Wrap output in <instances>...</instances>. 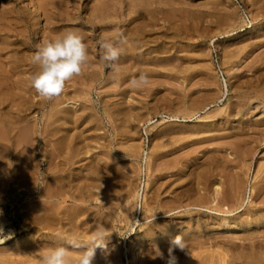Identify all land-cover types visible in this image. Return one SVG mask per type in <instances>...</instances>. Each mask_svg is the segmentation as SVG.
Masks as SVG:
<instances>
[{
  "label": "rangeland",
  "instance_id": "rangeland-1",
  "mask_svg": "<svg viewBox=\"0 0 264 264\" xmlns=\"http://www.w3.org/2000/svg\"><path fill=\"white\" fill-rule=\"evenodd\" d=\"M74 1L65 0L64 5H62L73 20H67L65 26L58 27L51 36L54 39V36L56 38L66 29H75L84 37L88 51V62L82 67L81 73L74 75L65 82L63 94L61 93L58 99H56L58 96L50 98L51 101L54 98L57 102L52 101L53 103H49L48 99L39 97L40 95L34 90L33 99L37 100L39 97V100L48 102L23 113L27 119L26 121H22V116L15 111V107H12L23 99L17 98V96L15 98L13 94L0 96L4 102L0 111V126L2 127L0 128L4 130L0 129V134L2 131L3 137L6 138L2 137L1 139L0 137V213H2L0 214V223L4 236L10 237L2 238L0 241V264H12V262L15 263V260L19 262V259L20 262L25 260V264H32L31 262L34 261L33 264H36L37 260L28 255L29 250L30 253H34L49 246L62 245L67 247L69 246L67 241L72 238L86 243L89 240V235H86L90 232L89 225H94L100 221V218L105 220V217H109V223L108 218L107 221L101 219L103 221L98 223L104 225L108 223L105 226L111 229L108 242L110 248V257L108 258L111 264H141V262H143L142 264H165L164 260L161 261L159 258H152L151 260V256L146 254H149L150 246L156 244L163 251L166 259L168 244L177 235H183L186 241V253L178 249L174 252V255L178 258V264H187V257L191 252H195L194 254L200 253L202 257H205L204 255L208 257V253L214 252L213 254H216V251L223 252V249L228 264L229 259L230 261L232 259L230 264H237L243 262V260L246 264H250L252 261L253 263L257 261L258 264L260 261V264H262L264 262V245H261V243L264 240V225H258V233L260 231L263 235L255 232L253 239H250L240 229L233 228L226 231V224L228 221L233 223L232 221L238 217L241 220L247 219L249 215L260 214L264 210V0H118L119 4L117 0V2L107 0L108 5L114 4L112 7L108 6L113 10L107 7V18H103L105 23L111 25L112 29L110 28L109 31L112 30L118 35V29L127 38L124 49H127L128 52L127 50L124 51L123 45H120L122 49L119 59L120 70L116 73L111 72L100 62L101 54L98 55V53L101 50L98 43L96 41L92 43L91 38L87 37L93 31L96 34L99 32V30L96 31L92 28L88 19L90 18L96 25H100V14L103 12L94 10V13L92 9L94 5L92 2L96 4L100 0ZM214 1L217 5L213 4ZM28 3V0H0V42H2L0 43V49L3 50V59L7 58V61L4 59L7 63H5L6 66L1 65L2 67H0L2 71L9 70L11 73L13 69L8 68L9 66L16 67V60L20 61L24 57L28 59L36 51V47H24L23 51L26 50L27 55H21L19 52L16 58L11 56L12 50L18 52L17 49L22 48L11 46L14 45L12 42L17 38L13 32H10V26L13 25L15 19L18 21L21 19L22 22H24V19L28 21L31 31L33 30L32 23H35V28L41 30L47 24L44 16L41 13H39V16L36 9ZM78 3L81 6L80 12L75 8ZM120 4L121 9H118ZM69 16L66 17L69 19ZM4 18L6 20L10 18V21H8L9 19L5 21ZM130 19L131 21H129ZM4 27H9V31ZM107 30L105 32L106 36L111 32ZM37 38L35 37V44H41L43 34H40ZM48 38L47 40H49ZM143 40L145 41L143 42ZM7 44L10 47H5ZM130 44H134L133 47ZM93 62L97 63L95 67L91 65ZM19 69H26V65H21L16 70L19 71ZM31 70L35 74L39 70V66L37 65ZM140 72L148 75V82L140 87H133L130 80L138 76ZM26 73L28 72H25L22 76H27ZM76 76H83V79ZM19 86L20 77L13 75L11 81L5 82L4 90L7 88L18 90ZM51 104L52 108L49 109ZM11 109L13 111H10ZM9 111L15 116L7 113ZM12 116L15 118L13 119ZM13 121L15 124H19L15 125ZM45 121L46 124H44ZM34 122H37V125L31 126ZM20 124L25 128L19 127ZM47 124L50 125L47 126ZM11 127L12 130L15 129L12 131L10 130ZM29 131H32L30 132L31 135H29ZM52 132L55 133L54 137H51ZM15 135L17 139H15ZM32 137H34L33 140ZM64 140H68V144L65 143L66 146L62 144ZM50 142H53V145ZM137 143L138 145H136ZM51 145L55 148H51ZM63 146L67 148L65 149ZM21 148H26L25 150L28 152ZM27 149H30L31 152ZM2 151L6 152L3 154ZM21 153L22 156H25V158L22 157L23 160L31 161L29 163L25 160L24 168H22V165L19 166V164H23ZM59 155H61V158ZM62 155L69 158H63ZM4 156L6 161L4 158L2 159ZM146 156L150 158L151 162L148 160L150 170L145 175L141 173L140 165L144 162ZM30 157L32 160H29ZM58 159H61V161L59 160L60 163H58ZM62 160H64L63 164ZM52 161L54 162L52 163ZM48 164L50 168H53L52 164H54L56 169L51 168V170ZM17 166L19 168H16ZM20 167L22 170H20ZM48 168L49 171H47ZM25 169L29 170L28 174ZM108 173H110V177ZM105 174L107 175L105 176ZM188 174L190 175L185 178V175ZM113 175H115L114 178ZM178 175L181 180H179ZM236 176L240 177V181L244 179L241 181L244 184L241 186L239 202L243 206L238 210H234L235 207L233 206L234 208L229 210L225 208L226 204L229 203L224 202V199L216 203L217 199L212 201L214 196L210 194L214 192L216 185L220 186V183L224 185H221L220 188L223 190H220L226 191L225 189L228 187L226 185L239 178ZM52 179L56 182L53 183ZM59 179L63 181L60 180L62 183L57 184ZM107 180L110 182L108 186ZM144 180L148 182V194L145 203H142L140 208V206L137 207L136 203V191H142ZM66 181L69 182L68 185ZM226 181L228 184H226ZM113 183L115 184L113 188H116H114V191L113 188L111 189ZM121 183L126 185L122 186ZM188 183L192 184L189 185ZM157 184H161V188ZM154 185L158 193L153 187ZM45 186L48 189H45ZM200 186L205 189L200 188ZM50 187L54 188L49 189ZM128 187L135 189H129ZM178 187L181 192H179ZM40 188L49 193L48 197L46 195L43 199V197L38 196ZM151 188L155 191L150 192ZM165 188H168V190ZM185 188H188L187 194H185ZM194 188L198 194L193 190ZM56 190L57 193H54ZM123 190L127 192L125 195H123L124 193L121 194L122 197L120 198L121 195L119 194ZM191 190L194 193H191ZM251 190L255 191L252 192ZM109 192L110 195L108 196ZM204 192L205 196L202 194ZM127 193L131 195L126 196ZM180 193L183 194L184 198ZM199 193L203 197H206L207 194V198H201ZM112 194L113 197L117 196L114 197L117 202L113 201L115 199ZM150 194L154 197L148 196ZM193 194L196 196H193ZM221 195L220 197L223 196ZM89 196L91 197L87 198ZM199 196L202 201L199 200ZM196 197L199 204H201L199 206L202 207H196L195 204L182 206L186 202V204L191 201L197 203ZM40 198L45 201L43 202L44 209L47 207V210L50 209L49 212L44 211L46 216H49L47 217V219H50L49 223L47 221L40 224L35 223L37 222V214L34 213L36 212L34 208L37 207L35 204ZM109 198L110 200H108ZM57 199L62 201L60 202ZM149 199L155 202H149ZM106 200L109 203L105 205ZM203 200L206 201L203 202ZM79 201L82 203H79ZM115 202L117 206L114 204ZM52 203L54 206H52ZM175 203L179 204L176 205ZM32 204L34 205L32 206ZM59 204L60 206H57ZM219 204L220 206H218ZM72 205H76V207L74 208ZM221 205L229 211H226ZM123 206L125 210L121 209ZM126 206L130 210L129 208L127 210ZM107 207L110 211L107 210ZM60 208L61 211H59ZM163 208L167 211L168 208L170 210L167 212ZM174 208L177 209L174 210ZM51 209L56 211H51ZM89 210L90 212H88ZM122 210H124V213ZM30 211H33L31 215L29 214ZM65 211L66 215L63 214ZM86 212L88 214H84ZM97 212L104 217L98 215ZM125 213L128 215L126 216ZM32 215L35 217L33 218ZM62 215H65L67 219L65 216L64 219ZM154 215L155 219L153 220ZM30 216L36 220L34 221ZM73 219L76 220L73 221ZM54 221L60 226H57ZM185 221L186 223H184ZM193 221H199L202 225L195 224L196 222ZM74 222H76L75 226L77 228L74 226ZM216 222L221 223L220 228L217 227L218 223ZM83 224L88 225L84 226ZM38 226L41 227L40 236L36 235L35 232ZM58 228L62 229L59 230ZM130 233L132 234L129 235ZM257 235L260 237L256 238ZM254 238L257 244H254V241L253 244L248 243ZM212 239L219 241L216 242ZM192 240L194 243H192ZM215 242L217 246L220 243L218 248L216 245L214 246ZM207 243L210 244L207 245ZM192 245L195 247L193 248ZM247 245H249V248ZM209 246L215 248L210 247L209 249ZM240 246H242L241 250ZM255 246H257L256 248L263 247L257 250ZM33 248L34 250L39 249L31 252ZM126 248L128 249L127 254ZM189 248H192V250L190 249L188 252ZM243 249L244 251H242ZM98 250L96 260L99 262L97 261L94 264H105L103 256ZM204 250H210L211 252ZM202 251L205 253H201ZM140 255L141 257H139ZM71 257H75V261L78 259L75 253ZM71 257V264H75ZM134 257L137 258L135 262ZM26 260H29V262H26ZM18 262L16 261L15 264Z\"/></svg>",
  "mask_w": 264,
  "mask_h": 264
},
{
  "label": "bare ground",
  "instance_id": "bare-ground-1",
  "mask_svg": "<svg viewBox=\"0 0 264 264\" xmlns=\"http://www.w3.org/2000/svg\"><path fill=\"white\" fill-rule=\"evenodd\" d=\"M69 1H74V0H69ZM95 1V0H94ZM108 1H110V0H108ZM108 1L107 0H104V1H102V0H100V1H98V3H96L95 4V2L93 3L92 2V4H94L93 5V12L95 13V11H102L103 13L102 14H100V16H101V19H99L100 21H99V23H100V25H96L94 22H92V20L89 18L88 19V21H89V23L91 24V26H92V28H94V30L96 29V31H98L99 30V32H98V34H96L94 31L92 32V33H90L87 37H89V38H91V40H92V43H93V41H96V43H97V41L102 37V36H104V37H107V38H109V39H115L116 37H117V34H116V32H114V31H112V30H110L109 31V29L111 28V25H109L108 23H105V21H104V19L103 18H107V7L108 6H111L112 7V5H114V4H109L108 5ZM116 1V0H115ZM118 1V0H117ZM116 1V2H117ZM143 1V0H142ZM28 4H31L32 5V7H34V9H36V13H38V15H39V13H41V15H43L44 16V19L47 21V24H45V27H43V29L41 30V29H38V28H35L36 26H35V23H32V25H33V30L31 31L30 30V28H29V25H28V21H25V19H24V22H22L21 21V19H19L20 21H18L17 19H15V21H14V23H12L13 25L12 26H10V29H11V31L10 32H13L14 33V35L17 37L16 38V40L15 41H13L12 42V44H14V45H11V46H14V47H22L21 49H17L18 50V52L17 51H13L12 50V55L11 56H13V57H17L16 55L20 52L21 53V55H24V54H26L25 52H26V50H25V52L23 51L24 50V47H36V44H35V42H34V40H35V37H36V39H38L37 38V36H39L40 34H43V39H42V41L40 42L41 44L43 43V42H45L46 40H47V38L49 39V40H52L53 39V37L51 36V34L53 33V32H55L56 31V29H58V27H60L61 25H63V27L65 26V24H66V21L67 20H70L71 18H70V16L68 15V13H67V11H66V9H65V7H62V5H64V3L63 2H65V0H28ZM75 2V1H74ZM160 2V1H159ZM174 2V1H173ZM215 2V1H214ZM157 3V2H156ZM176 3H177V1H176ZM6 4V3H5ZM89 4V3H88ZM91 4V5H92ZM118 4H119V1H118ZM118 4H116V5H118ZM175 4V3H174ZM178 4V3H177ZM213 4H216L217 5V3L215 2V3H213ZM7 5V4H6ZM177 6V5H176ZM72 7V6H71ZM80 5H79V3H78V5H75V8L77 9V11H79L80 12ZM109 8V9H111V10H113L112 8ZM118 7H119V5H118ZM115 8V7H114ZM91 9V10H92ZM118 9H121V4H120V8H118ZM215 9V8H214ZM95 10V11H94ZM71 11H73L72 9H71ZM13 13V12H12ZM87 13V12H86ZM91 13V12H90ZM109 13V12H108ZM72 14V13H71ZM112 14V13H111ZM87 15V14H86ZM104 15H106V16H104ZM40 16V15H39ZM66 16H69V19H68V17H66ZM92 16V15H91ZM110 17V16H109ZM116 17V16H115ZM227 17V16H226ZM76 18H78V17H76ZM111 18V17H110ZM112 18H113V16H112ZM5 19V18H4ZM9 19V20H8ZM7 20L8 21H10V18H8ZM44 19H43V21H44ZM96 19V18H95ZM116 19V18H115ZM6 19H5V21H7ZM12 20V19H11ZM17 20V21H16ZM73 19H71V21H72ZM229 20H230V18H229ZM229 20L227 19V21L229 22ZM13 21V20H12ZM94 21V20H93ZM129 21H131V19L129 20ZM2 23V22H1ZM9 24V23H8ZM3 26H4V24H2ZM11 25V24H10ZM44 25V24H43ZM42 25V26H43ZM0 26H1V24H0ZM8 26V25H7ZM124 27V26H123ZM4 29H7L8 31H9V27L8 28H5L4 27ZM108 29V30H107ZM112 29V28H111ZM114 29H116V28H114ZM125 29V28H124ZM91 30V29H90ZM106 30L107 31H109L110 32V34L108 35L107 34V36H106V34H105V32H106ZM145 30V29H144ZM64 31V30H63ZM62 31V32H63ZM128 31H129V29H128ZM137 31V30H136ZM17 32V33H16ZM123 32V31H122ZM127 32V31H126ZM58 33H60V32H58ZM130 33V32H129ZM138 33H140V32H138ZM57 34V33H56ZM61 34V33H60ZM127 34V33H126ZM125 34V35H126ZM136 34H137V32H136ZM54 35H55V33H54ZM53 35V36H54ZM130 35V34H129ZM141 35V34H140ZM132 36V35H131ZM47 37V38H46ZM145 38V37H144ZM143 38V39H144ZM54 39H55V36H54ZM127 39V38H126ZM146 39H148V38H146ZM135 40V39H134ZM48 41V40H47ZM130 41V40H129ZM128 41V42H129ZM142 41V40H141ZM140 41V42H141ZM145 40H143V42H144ZM87 42H88V39H87ZM86 42V43H87ZM132 42H134V41H132ZM148 42V41H147ZM0 43H2V42H0ZM39 43V42H38ZM90 43V42H89ZM127 43V42H126ZM126 43H124V44H121V46L123 45V49H124V47H126ZM135 43V42H134ZM128 45H129V43H128ZM131 45V44H130ZM132 45H134V44H132ZM131 45V47H133ZM146 46V45H145ZM5 47H10L8 44L5 46ZM128 47V46H127ZM130 47V46H129ZM140 47V46H139ZM125 50H127V49H124V51ZM3 50H1L0 49V67H2V66H4L5 65V61H4V59L6 60L7 58H4L3 59V52H2ZM127 52H128V50H127ZM10 53V52H9ZM102 55V52L100 51L99 53H98V55ZM20 55V54H19ZM27 55V54H26ZM91 55V54H90ZM6 56V55H5ZM24 57V56H23ZM92 57V56H91ZM94 60V59H93ZM7 61V60H6ZM91 61V60H90ZM95 61V60H94ZM96 62V61H95ZM92 63V62H91ZM7 64V63H6ZM97 64V63H96ZM94 62H93V64H91V65H94V67H95V65H96ZM99 64V63H98ZM2 65V66H1ZM15 65H16V67H14V68H12V66L10 67H8V68H11V69H13V71H11V73H10V71L8 70V69H6V70H8V71H2L1 69H0V96H2V97H4L6 94H13V96H15V98H16V96H17V98H20V99H23L22 101H18V103H14L15 104V106H12V107H15V111L20 115V116H22V118H21V120L22 121H26L27 119L25 118V114H23V113H25L26 111H28V110H30V109H32L33 107L34 108H37L38 106H40V104H42V103H44V102H48V101H44V100H39L40 98L39 97H41V96H39L38 98H37V100H35V99H33L32 98V96H33V94H34V90H35V88L32 86V84H31V77H32V75H33V72H32V70L31 69H33L35 66H37V65H35V64H33V62H32V57L31 56H29V58L28 59H25V57L22 59V60H16V62H15ZM21 65H26V69H19V71L18 70H16L17 68H19ZM86 65V64H85ZM91 65H89V66H91ZM6 66V65H5ZM102 66V65H101ZM88 67V66H87ZM91 67H93V66H91ZM90 67V68H91ZM23 68V67H22ZM88 69V68H87ZM25 72H28V73H26V74H28L27 76H22V74L24 75V73ZM5 73H7V74H5ZM10 73V74H9ZM13 75H17V77L19 78L20 77V86L18 87V90H16V89H14V88H12V89H14V90H10L9 88H7V89H5L4 90V86H5V82H7L8 83V80L9 81H11V78H12V76ZM76 77H78V76H76ZM81 77V76H80ZM80 77H78V78H80ZM83 77V76H82ZM81 77V78H82ZM85 78V77H84ZM83 79V78H82ZM81 80V79H80ZM85 80V79H84ZM80 82V81H79ZM82 82H84V81H82ZM10 84H11V82H10ZM6 85H8V86H10L9 84H6ZM11 85H13V84H11ZM14 87V86H13ZM66 89H67V87H66ZM16 90V91H15ZM72 91V90H71ZM38 94V93H37ZM37 94H35L36 96H37ZM63 94V93H62ZM69 94V93H68ZM68 94H65V95H68ZM60 96V95H59ZM59 96L56 98V99H58L59 98ZM62 96V95H61ZM62 97H65V96H62ZM15 98H14V102H15ZM12 99V98H11ZM56 99H54L53 98V100L52 101H56ZM60 99H61V97H60ZM59 99V100H60ZM69 99V98H68ZM49 100V103L51 102V103H53L52 101H51V99H48ZM64 100V99H63ZM61 101V100H60ZM59 101V102H60ZM10 102V101H9ZM57 102V101H56ZM63 102V101H62ZM45 103V104H46ZM11 104V103H10ZM10 104H8V105H10ZM56 104H58V103H56ZM3 105H4V102H3V100L1 99V97H0V111H1V109L3 108ZM7 105V106H8ZM54 105V104H53ZM9 107V106H8ZM42 107V106H41ZM49 107V106H48ZM52 108V104H51V107H49V109H51ZM6 109V108H5ZM13 109V108H12ZM10 110V111H13V110ZM7 110H9V109H7ZM6 110V111H7ZM6 111H4V112H6ZM7 112V113H11V112ZM33 111V110H32ZM35 111H36V109H35ZM48 111V110H47ZM50 111V110H49ZM48 111V112H49ZM47 112V114H49ZM32 113V112H31ZM12 114V113H11ZM13 116H15L14 114H12ZM29 115V114H28ZM50 115V114H49ZM6 116H8V114H6ZM12 116V117H13ZM16 116H18V115H16ZM23 116H24V118H23ZM27 116V115H26ZM28 117V116H27ZM47 118H48V116H46ZM6 118V117H5ZM10 118V117H9ZM15 117H13V119H14ZM11 120H12V118H10ZM45 119V118H44ZM17 120H20V119H17ZM20 120V121H21ZM34 120V119H33ZM48 120V119H47ZM51 120H53V119H51ZM50 120V121H51ZM19 121V122H20ZM60 121V120H59ZM58 121V122H59ZM9 122V121H8ZM16 122V121H15ZM31 122H33V121H31ZM13 123H14V121H13ZM48 123H50V122H48ZM56 123V122H55ZM15 124V123H14ZM17 124H19V123H17ZM17 124H15V125H17ZM23 125H24V123H22ZM44 124H46V121L44 122ZM36 126L37 125V122H34L33 123V125H31V126ZM50 125V124H49ZM48 124H47V126H49ZM19 126V125H18ZM22 125L20 124V126L19 127H21ZM1 127V126H0ZM23 127V126H22ZM2 128V127H1ZM0 128V129H1ZM8 128V127H7ZM18 128V127H17ZM16 128V129H17ZM23 128H25V127H23ZM29 128V127H28ZM43 128H44V126H43ZM15 129V128H14ZM13 129V130H14ZM30 129V128H29ZM32 129V128H31ZM2 130V129H1ZM4 130V129H3ZM2 130V131H3ZM10 130H12V127H11V129ZM12 130V131H13ZM20 130H21V128H20ZM28 130V129H27ZM59 130V129H58ZM1 131V134L3 133ZM19 131V130H18ZM17 131V132H18ZM11 132V131H10ZM21 132H23V130H21ZM30 132H32V131H29V135H31L32 133H30ZM42 132V131H41ZM44 132V131H43ZM28 133V132H27ZM1 134H0V137H1V139H2V137H3V134H2V136H1ZM18 134V133H17ZM16 134V135H17ZM43 134V133H42ZM55 134V133H54ZM54 134H53V132H52V135H51V137L53 136L54 137ZM10 135H11V133H10ZM16 135H15V139H17V137H16ZM21 135V134H20ZM25 135V134H24ZM57 135V134H56ZM18 136V135H17ZM21 136H23V135H21ZM20 136V137H21ZM25 137H26V135H25ZM64 137V136H63ZM3 138H5V137H3ZM23 138V137H22ZM22 138H20V140H22ZM27 138V137H26ZM28 138H30V137H28ZM33 138L34 137H32V140H33ZM70 138V137H69ZM6 139V138H5ZM25 139V138H24ZM65 139H67V138H65ZM23 141V140H22ZM25 141H26V139H25ZM31 141V140H30ZM49 141V140H48ZM55 141V140H54ZM65 141V140H64ZM63 141V145L65 144V143H67L68 142V140L67 141H65L64 142ZM18 142H19V140H18ZM62 142V141H61ZM17 143V142H16ZM20 143H21V141H20ZM25 143V142H24ZM52 145H53V142H50ZM19 144V143H18ZM18 144H17V146H18ZM27 144V143H26ZM26 144H25V146H26ZM31 144H33V143H31ZM48 144H49V142H48ZM55 144V143H54ZM68 144V143H67ZM16 145V144H15ZM52 145H51V148H53L52 147ZM136 145H138V143L136 144ZM27 146H28V144H27ZM64 146H66V144L64 145ZM63 146V147H64ZM146 146V145H145ZM1 147V146H0ZM2 147H4V146H2ZM29 147V146H28ZM56 147H57V145H56ZM133 147V146H132ZM138 147V146H137ZM140 147V146H139ZM30 148V147H29ZM55 148V147H54ZM53 148V149H54ZM65 149L67 148V147H64ZM131 148V147H130ZM7 149V148H6ZM5 149V150H6ZM15 149H16V147H15ZM22 150H25V149H23V148H21ZM140 149V148H139ZM139 149H137V150H139ZM151 149V148H150ZM1 150V149H0ZM27 150H29L30 151V149H27ZM51 150V149H50ZM149 150V149H148ZM26 151V150H25ZM43 151V150H42ZM53 151V150H52ZM55 151H56V149H55ZM54 151V152H55ZM57 151H58V149H57ZM65 151V150H64ZM1 152V151H0ZM6 151H2V153L4 154ZM21 152V151H20ZM26 152H28V151H26ZM31 152V151H30ZM54 152H53V154H54ZM66 152V151H65ZM50 153L52 154V152L50 151ZM56 153V152H55ZM63 153V152H62ZM62 153H60V154H62ZM67 153V152H66ZM24 154V153H23ZM28 154H30V153H28ZM57 154V153H56ZM25 155V154H24ZM30 155H33V154H30ZM137 155V154H136ZM21 159L23 160V158L22 157H24L25 158V156H22V153H21ZM61 155H59V157H60ZM63 156V155H62ZM52 157H53V155H52ZM55 157V156H54ZM151 157V156H150ZM4 158V160L6 161V157L4 156V157H2V159ZM20 158V157H19ZM57 158V157H56ZM61 158V157H60ZM63 158H69V157H67V156H63ZM62 158V159H63ZM152 159H153V157H151ZM20 159V160H21ZM49 159V158H48ZM51 159V158H50ZM65 159V160H66ZM150 158H148V156H146L145 157V160H144V162L143 163H141V165H140V171H141V173H147V172H149V170H150V167H149V164L150 163H148V160H149ZM1 160V159H0ZM26 160V159H25ZM25 160H23V161H21V162H23V164H19V166L20 165H22V168H24L23 167V165H24V162H25ZM29 160H32L31 159V157L29 158ZM52 160H54V159H52ZM61 161V159H58V161ZM19 161V160H18ZM26 161H28V160H26ZM57 161V160H56ZM57 161V162H58ZM60 161L58 162V163H60ZM63 161L64 160H62V164H63ZM69 161V160H68ZM67 161V162H68ZM190 161V160H189ZM29 163L31 162V161H28ZM50 162V161H49ZM48 162V163H49ZM54 161H52V163H53ZM149 162H151V160H149ZM188 162V161H187ZM37 163V162H36ZM51 163V162H50ZM18 165V164H17ZM53 165V168L52 169H56L55 168V166H56V163H55V166H54V164H52ZM51 165V166H52ZM186 165V164H185ZM184 165V166H185ZM19 166H17L16 168H19ZM32 166V165H31ZM92 166V165H91ZM158 166V165H157ZM183 166V165H182ZM195 166H196V164H195ZM9 167H11L10 165H9ZM35 167V166H34ZM48 167H49V164H48ZM89 167V166H88ZM94 167V166H93ZM92 167V168H93ZM152 167H154V166H152ZM152 167H151V169H152ZM156 167V166H155ZM181 167V166H180ZM187 167V166H186ZM50 168V167H49ZM48 168V170L47 171H49L50 169ZM106 168V167H105ZM137 168V167H136ZM36 169V168H35ZM51 169V170H52ZM89 169V168H88ZM95 169H97L96 167H95ZM98 169H100V168H98ZM194 169H195V167H194ZM19 170V169H18ZM20 170H22L21 169V167H20ZM24 170V169H23ZM26 170V172H27V174L29 173L28 171H27V169H25ZM100 170H102V169H100ZM104 170V169H103ZM106 170V169H105ZM178 170H180V169H178ZM47 171H45L46 173H47ZM59 171V170H58ZM61 171V170H60ZM109 171V170H108ZM107 171V172H108ZM136 171H137V169H136ZM188 171V170H187ZM195 171V170H194ZM193 171V172H194ZM19 172V171H18ZM21 172H23V171H21ZM20 172V173H21ZM26 172H25V174H26ZM44 172V173H45ZM98 172H99V170H98ZM190 172H192V171H190ZM34 173V172H33ZM45 173V174H46ZM95 173V172H94ZM101 174H102V171L100 172ZM104 173H105V171H104ZM138 173V172H137ZM174 173H175V171H174ZM186 173V172H185ZM189 173V172H188ZM17 174H19V173H17ZM96 174V173H95ZM109 174L110 173H108V176H109ZM138 174H140V173H138ZM236 174H238V173H236ZM34 175H35V173H34ZM44 175V174H43ZM107 174H105V176H106ZM146 175V174H145ZM150 175H151V173H150ZM168 175V174H167ZM173 175H176V174H173ZM190 174H188V175H185V178H186V176H189ZM195 175V174H194ZM232 175H234V174H232ZM28 176V175H27ZM111 176V175H110ZM109 176V177H110ZM114 176L115 175H113V178H114ZM117 176V175H116ZM138 176V175H137ZM169 176H170V174H169ZM177 176V175H176ZM192 176V178H193V174L191 175ZM235 176V175H234ZM234 176H233V178H234ZM240 176V175H239ZM239 176H236V177H239ZM61 177V176H60ZM101 177H103V176H101ZM108 177V178H109ZM116 178V177H115ZM147 178V177H146ZM155 178H156V176H155ZM171 178V177H170ZM169 178V179H170ZM178 178H180V176L178 175ZM183 178H184V176H183ZM231 178H232V176H231ZM231 178H230V181H231ZM43 179H45V178H43ZM51 179V178H50ZM110 179V178H109ZM172 179V178H171ZM170 179V180H171ZM234 179H236V178H234ZM240 179V177L237 179V180H233L232 182H229V185H226V186H228L229 187V189H225L226 191H227V193H225L226 191H221L220 189H222V188H220L221 187V185L222 186H224L223 185V183L221 184L220 183V186H218V185H216L215 186V188H214V192H211V194H210V192H209V194L210 195H212L213 194V196H214V199L212 200V201H214V200H216L217 199V201H216V203H219L220 201H222L223 199H224V202H226V203H229V204H226L227 206H225V208L226 209H229V210H231L230 208H234L235 207V209L234 210H238L239 208H241L242 206H243V204L242 203H239L240 202V190H241V186H243V184L244 183H242L241 181L242 180H244V179H242L241 181L239 180ZM53 180V179H52ZM60 180L61 181H63L62 179H59V180H57L58 182H57V184L60 182ZM166 180H167V178H166ZM179 180H181V178L179 179ZM193 180H194V178H193ZM229 180V179H228ZM227 180V181H228ZM44 181V180H43ZM48 181H50V180H48ZM65 181V180H64ZM126 181H127V179H126ZM125 181V182H126ZM155 181V180H154ZM165 181V180H164ZM196 181V180H195ZM226 181V184H228V182ZM52 182V181H51ZM54 182H56V181H54L53 180V183ZM67 182V185H68V181H66ZM113 182V181H112ZM121 182V181H120ZM123 182V181H122ZM177 182V181H176ZM201 182V181H200ZM60 183H62V182H60ZM107 186L109 185L108 183H110L109 182V180H107ZM159 183V182H158ZM178 183V182H177ZM196 183V182H195ZM199 183V182H198ZM49 184H51L50 182H49ZM48 184V185H49ZM117 184H119V182H117ZM116 184V185H117ZM122 184V186L123 185H126L125 183H121ZM147 184H148V182H146L145 180H144V183H143V187H142V191H141V193H140V191H138L137 189V191L136 190H134V191H136V203H137V207H139L140 206V208H141V206H142V203H145V200H146V197H147V194H148V186H147ZM189 184V183H188ZM190 184H192V183H190ZM189 184V185H190ZM199 184H201V183H199ZM203 184H205V183H203ZM242 184V185H241ZM48 185H46L47 187H49ZM55 185V184H54ZM65 185V184H64ZM67 185H66V187H67ZM111 185V184H110ZM128 185V184H127ZM135 185H136V183H135ZM156 185V184H155ZM155 185L153 186V187H155ZM158 185V184H157ZM161 184H159L158 186H160ZM172 185H174L173 183H172ZM187 185V184H186ZM185 185V186H186ZM255 185V184H254ZM253 185V187H255L256 188V186H254ZM45 186V189L47 188ZM113 186H115V184L113 183V185L111 186V189L113 188ZM162 186V185H161ZM161 186L159 187V188H161ZM166 186H168V185H166ZM171 186V185H170ZM184 186V187H185ZM64 187V186H63ZM110 187V186H109ZM108 187V188H109ZM118 188L120 187V186H117ZM152 187V186H151ZM183 187V186H182ZM181 187V188H182ZM183 187V188H184ZM188 187V186H187ZM190 187V186H189ZM192 187V186H191ZM196 187V186H195ZM204 187V186H203ZM53 189L54 187H50L49 189ZM60 188V187H59ZM58 188V189H59ZM107 188V187H106ZM115 188V187H114ZM114 188H113V191H114ZM121 188H123V187H121ZM126 188V187H125ZM129 188V187H128ZM131 188V187H130ZM129 188V189H130ZM179 188V187H178ZM200 188H202L201 186H200ZM207 188H208V186H207ZM1 189V188H0ZM48 189V188H47ZM55 189H57L56 187H55ZM63 189V188H62ZM116 189V188H115ZM131 189H135V188H131ZM157 189H158V187H157ZM165 189H167L168 190V188H165ZM188 189V188H187ZM187 189L185 188V194H187ZM190 189H192V188H190ZM189 189V190H190ZM202 189H205V188H202ZM243 189V188H242ZM66 190V189H65ZM69 190V189H68ZM67 190V191H68ZM107 190V189H106ZM121 190V189H120ZM151 191L150 192H152V191H155L156 190V187H155V190H152V188L150 189ZM159 191H160V189H158ZM179 190H180V188H179ZM179 190H177V191H179ZM193 190H195V188L193 189ZM208 191H209V189H207ZM223 190V189H222ZM244 190V189H243ZM253 190V189H252ZM251 190V191H252ZM51 191V190H50ZM63 191V190H62ZM112 191V192H113ZM117 191V190H116ZM125 191V192H124ZM130 191V190H129ZM165 192H166V190H164ZM164 191H162L163 193H164ZM176 191V190H175ZM196 191V193L198 194V192H197V190H195ZM255 191V190H254ZM254 191H252V192H254ZM257 191V190H256ZM54 192V191H53ZM58 192H60L59 190H58ZM127 191L126 190H123V192L121 193L120 192V194L119 195H121V194H123V195H125V193H126ZM131 192H133L132 190H131ZM149 192V193H150ZM156 192H157V190H156ZM179 192H181V190L179 191ZM182 192H183V189H182ZM199 192H200V190H199ZM202 192H203V190H202ZM54 193H57V190L54 192ZM53 193V194H54ZM60 193H62V192H60ZM64 193V192H63ZM158 193V192H157ZM173 193H175V192H173ZM191 193H194V191L192 192V190H191ZM201 193V192H200ZM200 193H199V195H200ZM223 193H225V194H223ZM244 193V192H243ZM39 195V197H43V199H44V196H46L47 195V197H48V195H49V193L48 192H46L43 188H40L39 189V193H38ZM128 194V193H127ZM130 194V193H129ZM129 194L128 195H126V196H129ZM178 194V193H177ZM180 194H182V193H180ZM189 194H190V191H189ZM202 194H204V196H205V192L204 193H202ZM223 196H222V195ZM254 194V193H253ZM253 194H252V196H253ZM256 194V193H255ZM257 194H258V192H257ZM60 195V194H59ZM85 195H86V193H85ZM110 195V192H109V194H108V196ZM131 195V194H130ZM174 195H176V194H174ZM179 195V194H178ZM177 195V196H178ZM191 195V194H190ZM220 195L222 196V197H220ZM225 195V196H224ZM76 196H78V195H76ZM107 196V197H108ZM148 196H151V194L150 195H148ZM153 196V195H152ZM151 196V197H152ZM180 196V195H179ZM188 196V195H187ZM193 196H196V195H194L193 194ZM192 196V197H193ZM201 196V195H200ZM200 196H199V200H201L200 199ZM209 196V195H208ZM243 196V195H242ZM241 196V197H242ZM61 197V196H60ZM63 197H64V195H63ZM80 197V196H79ZM91 196H89V197H87V198H90ZM96 197H97V195H96ZM111 197V196H110ZM112 197H113V194H112ZM115 198L117 197V196H114ZM113 197V198H114ZM122 197V195L120 196V198ZM141 197V198H140ZM150 197V198H151ZM154 197V196H153ZM173 197H176V196H173ZM182 197L184 198V196H183V194H182ZM190 197V196H189ZM203 196H201V198H202ZM211 197V196H210ZM210 197H208V198H210ZM62 198V197H61ZM71 198V197H70ZM72 198H73V194H72ZM76 198V197H75ZM81 198V197H80ZM86 198V199H87ZM114 198V199H115ZM139 198L141 199V201H140V204H139ZM165 198V197H164ZM177 198V197H176ZM175 198V199H176ZM204 199L205 198H207V194H206V197H203ZM212 198V197H211ZM253 198H255V197H253ZM43 199H39V200H37V204H35V205H37V207H33L34 208V210H36V212H34V213H36L37 214V216H36V219H37V222H35L36 224H40V223H42V222H44V221H47L48 223H49V220L50 219H47V217H49L48 215L46 216V213H44V211L46 210V212L48 211V210H50V209H48L47 210V208L46 209H44L45 207L43 206L44 205V203L43 202H45V201H43ZM59 199V198H58ZM57 199V200H58ZM78 199V198H77ZM112 199V198H111ZM118 199V198H117ZM123 199V198H122ZM134 199H135V197H134ZM152 199H154V198H152ZM168 200H169V198H167ZM171 199V198H170ZM174 199V200H175ZM181 200H182V198H180ZM188 199V198H187ZM187 199H185L186 201H187ZM252 199V198H251ZM2 200V199H1ZM82 200V199H81ZM88 200V199H87ZM108 200H110V198L108 199ZM113 200V199H112ZM111 200V201H112ZM133 200V199H132ZM156 200V199H155ZM160 200V199H159ZM164 200V199H163ZM172 200H173V198H172ZM179 200V199H178ZM181 200H179V202H181ZM191 199L189 198V201H190ZM196 201H197V203H192V201L191 202H189V204H186V203H184V205H182V206H191V205H197L196 207H202V206H199V205H201V204H199V201L197 200V197H196V199H195ZM226 200V201H225ZM249 200V199H248ZM58 201H60V200H58ZM62 201V200H61ZM60 201V202H61ZM76 201V200H75ZM101 201V200H100ZM113 201H116V199L115 200H113ZM128 201H130V200H128ZM134 201V200H133ZM143 201V202H142ZM150 201H152V203H153V201L154 200H150L149 199V202ZM162 201V200H161ZM176 201H177V199H176ZM202 201V200H201ZM204 201H206V200H203V202ZM252 201V200H251ZM250 201V202H251ZM46 202H48L47 200H46ZM117 202V201H116ZM116 202L114 203V204H116ZM155 202V201H154ZM166 202V201H165ZM171 202H173V201H171ZM195 202V201H194ZM208 202H211V201H208ZM223 202V203H224ZM59 203V202H58ZM58 203H55V204H58ZM74 203V202H73ZM79 203H82L81 201H79ZM85 203V202H84ZM106 203H109V202H107V200L105 201V205H106ZM126 203V202H125ZM163 203H164V201H163ZM169 203V202H168ZM182 203V202H181ZM212 203H214V202H212ZM48 204H50L49 202H48ZM48 204H46V205H48ZM110 204H111V202H110ZM110 204H109V206H110ZM119 204V203H118ZM128 204H129V202H128ZM147 204H148V202H147ZM167 206H168V204L167 203H165ZM172 204V203H171ZM176 205L177 204H179V203H175ZM186 204V205H185ZM206 204V203H205ZM221 204V203H220ZM220 204L218 205V206H220ZM1 205V204H0ZM34 204H32V206H33ZM62 205V204H61ZM71 205V204H70ZM112 205V204H111ZM159 205V204H158ZM213 205V204H212ZM262 205V204H261ZM52 206H54L53 205V203H52ZM56 206V205H55ZM57 206H60V204L59 205H57ZM116 206H117V204H116ZM127 206H129V205H127ZM127 206H126V208H127ZM144 206V205H143ZM147 206H150V205H147ZM146 206V207H147ZM163 206V205H162ZM181 206V205H180ZM208 206V205H207ZM222 206V205H221ZM234 206V207H233ZM256 206V205H255ZM72 207H76V205H72ZM113 207V206H112ZM161 207V206H160ZM223 207V206H222ZM221 207V208H222ZM1 208H2V206H1ZM32 208V209H33ZM50 208V207H49ZM52 208V207H51ZM54 208H56V207H54ZM65 208H67V206H65ZM87 208H89V207H87ZM129 208V207H128ZM128 208H127V210H128ZM212 208V207H211ZM217 208V207H216ZM224 208V207H223ZM224 208V209H225ZM64 209V208H63ZM62 209V210H63ZM91 209V208H90ZM95 209H97V208H95ZM95 209H93L94 211H95ZM110 209L112 210V208L110 207ZM121 209H124L125 210V208H124V206H123V208H121ZM121 209H120V211H121ZM136 210H138L137 208H135ZM146 209V208H145ZM164 209V208H163ZM162 209V211H164ZM177 208H174V210H176ZM225 209V210H226ZM65 210V209H64ZM88 210V209H87ZM86 210V211H87ZM107 210H108V207H107ZM124 210H122V212L124 211ZM129 210H130V208H129ZM148 210V209H147ZM170 209L168 208V211H169ZM219 210H221V209H219ZM229 210H226V211H229ZM260 210V209H259ZM51 211H56V210H54V209H51ZM50 211V212H51ZM59 211H61V208H60V210ZM59 211H57V212H59ZM70 211H72V210H70ZM108 211H110V210H108ZM139 211V210H138ZM141 211V210H140ZM165 211H167V210H165ZM167 211V212H168ZM31 212H33V211H30V215H31ZM49 212V211H48ZM73 212V211H72ZM88 212H90V210L88 211ZM112 212H114L113 210H112ZM148 212V211H147ZM161 212V211H160ZM262 212V213H261ZM260 212V214H258V213H254V214H251V215H249L248 216V218L247 219H242L241 220V218L240 217H238V218H235L232 222L233 223H230L229 221H228V223L226 224V231H230V230H232L233 228L234 229H240V230H242L243 232H245L248 236H246V237H250V239L252 238L253 239V237L255 236L254 235V233L255 232H257L258 233V225H260V224H263L264 225V210L263 211H261ZM52 213V212H51ZM56 213V212H55ZM55 213H53L54 215H55ZM66 213V211L63 213V214H65ZM81 213V212H80ZM92 213V212H91ZM98 213V212H97ZM101 213V212H100ZM124 213V212H123ZM123 213H122V215H123ZM128 213V212H127ZM190 213V212H189ZM62 214V213H61ZM73 214V213H72ZM82 214V213H81ZM84 214H88L87 212L86 213H84ZM104 214V213H103ZM66 215V214H65ZM64 215V216H65ZM98 215H100L99 213H98ZM97 215V216H98ZM106 215V214H105ZM125 215L127 216L128 214H126L125 213ZM124 215V216H125ZM33 216V218L35 217L34 215H32ZM51 216H53L52 214H51ZM63 216V215H62ZM64 216H63V218H64ZM73 216V215H72ZM75 216V215H74ZM80 216V215H79ZM78 216V217H79ZM101 217L103 216L102 214L100 215ZM108 216V215H107ZM119 216V215H118ZM125 216V218L127 219V217ZM246 216V215H245ZM31 217V216H30ZM55 217V216H54ZM66 217V216H65ZM99 217V216H98ZM104 217V216H103ZM122 217V216H121ZM244 217V216H243ZM247 217V216H246ZM245 217V218H246ZM32 218V217H31ZM32 218V219H33ZM46 218V219H45ZM97 218V217H96ZM108 218V223H109V217H105V220L103 219V218H100L99 220L100 221H98V218H97V221L98 222H101V221H107L106 219ZM212 218V217H211ZM36 219H33L34 221L36 220ZM65 219V218H64ZM66 219H67V217H66ZM79 219H80V217H79ZM88 219V218H87ZM94 219V218H93ZM101 219H103V220H101ZM131 219V218H130ZM196 219V218H195ZM205 219H207V218H205ZM32 220V222L34 223V221ZM74 220H76V219H73V221ZM66 221H68V220H66ZM73 221H71V222H73ZM91 221H93V220H91ZM96 221V222H97ZM203 221H204V218H203ZM55 223H56V221H54ZM53 222V223H54ZM82 222V221H81ZM97 222V223H98ZM126 222V221H125ZM193 222H196V221H193ZM34 223V224H35ZM45 223V222H44ZM48 223H46V224H48ZM50 223H51V221H50ZM76 222H74V226L76 225L75 224ZM88 223V222H87ZM90 223V222H89ZM108 223H105V225L106 224H108ZM184 223H186V221L184 222ZM188 223H190V222H188ZM201 223V222H200ZM199 223V221L198 222H196L195 224H198V225H202V224H200ZM216 223H218V222H216ZM57 224V223H56ZM82 224V223H81ZM52 225V224H51ZM50 225V226H51ZM54 225V224H53ZM84 226L85 225H88V224H83ZM110 225V224H109ZM109 225H107V226H109ZM186 225H188V224H186ZM205 225V224H204ZM209 225V224H208ZM0 226H1V223H0ZM40 226V225H39ZM38 226V228H37V230L35 231L36 232V235H38V236H40V230H41V227H39ZM48 226H49V224H48ZM57 226H60V225H58L57 224ZM73 226V227H74ZM81 226V225H80ZM190 226V225H189ZM207 226V225H206ZM45 227V226H44ZM51 227H53V226H51ZM76 228H77V226H75ZM82 227V226H81ZM110 227V226H109ZM218 228H220L221 227V223H218V226H217ZM47 228V227H46ZM62 228H63V226H62ZM61 228V229H62ZM72 228V227H71ZM88 228V227H87ZM86 228V229H87ZM205 228V227H204ZM49 229V228H48ZM57 229V228H56ZM59 230H61L60 228H58ZM73 229H75V228H73ZM46 230V229H45ZM54 230H55V228H54ZM63 230H64V228H63ZM72 230V229H71ZM79 230V229H78ZM82 230V229H81ZM80 230V231H81ZM56 231V230H55ZM83 231H85V230H83ZM262 231V230H261ZM61 232V231H60ZM82 232V231H81ZM212 232H214V231H212ZM65 233V232H64ZM64 233H62V234H64ZM177 233V232H176ZM199 233H201V232H199ZM259 233L260 234H262L260 231H259ZM258 233V234H259ZM70 234V233H69ZM72 234V233H71ZM76 234H77V232H76ZM80 234V233H79ZM82 235L84 234V232L83 233H81ZM259 234V235H260ZM264 234V233H263ZM262 234V235H263ZM86 235H89V234H86ZM259 235H257L256 236V238L258 237H260ZM261 235V236H262ZM72 236H74V235H72ZM85 236V235H84ZM264 236V235H263ZM70 237H71V235H70ZM89 237V236H88ZM212 237V236H211ZM79 238V237H78ZM192 238V237H191ZM201 238V237H200ZM208 238V237H207ZM213 238H215V237H213ZM217 238V237H216ZM238 238H240V237H238ZM242 238V237H241ZM263 238V237H262ZM37 239H38V237H37ZM85 239H87V237H85ZM249 239V238H248ZM249 239V240H250ZM2 240V238H0V241ZM191 240V239H190ZM195 240V239H194ZM213 241H216V240H214V239H212ZM244 240V239H243ZM258 240V239H257ZM38 241H39V239H38ZM134 241V240H133ZM188 241V240H187ZM196 241V240H195ZM213 241H211V240H209V242H212L213 243ZM217 241H219V240H217ZM216 241V242H217ZM252 241V242H251ZM251 241H248V243L250 242V244L252 243L253 244V241H254V244L256 243L255 242V238H254V240H251ZM262 240H261V238H260V242H261ZM43 242V241H42ZM214 243V246L217 244V243ZM221 242H223V241H221ZM189 243V242H188ZM192 243H194V241L192 240ZM204 243V242H203ZM202 243V244H203ZM219 243V242H218ZM40 244V243H39ZM112 244V243H111ZM113 244H115V243H113ZM196 244V243H195ZM201 244V243H200ZM205 244H206V242H205ZM210 244V243H209ZM208 243H207V245H209ZM220 244V243H219ZM219 244H218V246H219ZM226 244V243H225ZM233 245L235 244V243H232ZM240 244V243H239ZM238 244V245H239ZM257 244V243H256ZM167 245V244H166ZM165 245V246H166ZM169 245V244H168ZM189 245H191L190 243H189ZM189 245H187V246H189ZM197 245H198V243H197ZM244 245H246L245 243H244ZM261 245H264V240H263V243H261ZM36 246V245H35ZM110 246V245H109ZM114 246V245H113ZM137 246V245H136ZM200 246V245H199ZM198 246V247H199ZM202 246V245H201ZM200 246V247H201ZM217 246V245H216ZM218 246H217V248H218ZM223 246H226V245H223ZM232 246V245H231ZM230 246V247H231ZM242 246H243V244H242ZM242 246H240L239 248H240V250H241V247ZM249 245H247V247H248ZM254 246V245H253ZM258 246V245H257ZM257 246H255V249H259L260 247H263V246H259V248H256ZM34 247V246H33ZM39 247V246H38ZM46 247V246H45ZM50 247V246H49ZM53 247V246H52ZM66 247V246H65ZM68 247V246H67ZM192 247H193V245H192ZM195 247V246H194ZM193 247V248H194ZM197 247V246H196ZM203 248L205 247V246H202ZM210 247L212 248L213 246H209V249H210ZM228 247V246H227ZM29 248V247H28ZM41 248H42V246H41ZM169 248V246L167 247V249ZM213 248H215V247H213ZM237 248H238V246H237ZM245 249H246V246L244 247ZM249 248V247H248ZM247 248V249H248ZM31 249V248H30ZM36 249H39V248H36ZM35 249V250H36ZM110 249V248H109ZM112 249V248H111ZM135 249V248H134ZM144 249V248H143ZM192 250V248H189L188 249V252H189V250ZM227 249H229V248H227ZM34 250V248L31 250V252ZM34 250V251H35ZM100 250V249H99ZM98 250V252H101V251H99ZM138 250H140V249H138ZM163 250H164V248H163ZM179 250V249H178ZM195 250V249H194ZM199 250V249H198ZM220 250V249H219ZM257 250H255V251H257ZM260 250V249H259ZM28 251V250H27ZM38 251V250H37ZM125 251V250H124ZM127 251H128V249L126 248V254H127ZM130 251V250H129ZM165 251V250H164ZM204 251H206V250H204ZM210 250H208V251H206V252H209ZM228 251V250H227ZM230 251H231V249H230ZM242 251H244V249L242 250ZM241 251V252H242ZM261 251H262V249H261ZM36 252V251H35ZM141 252V251H140ZM139 252V254H141ZM181 252V251H180ZM211 252V251H210ZM217 252V253H216ZM215 253L216 254H213L212 252L209 254L208 253V257H206V255H204L205 257H202L201 256V254L200 253H196V254H194V253H190V254H188V257H187V264H228V259H226V254H225V251H224V249H223V252L222 251H216ZM258 252V251H257ZM256 252V253H257ZM28 253L29 254H31L30 253V250L28 251ZM33 253V252H32ZM137 253V252H136ZM185 253H186V251H185ZM201 253H203V251L201 252ZM205 253V252H204ZM203 253V254H204ZM229 253V252H228ZM245 253V252H244ZM246 253H248V252H246ZM102 254V253H101ZM112 254H114V253H112ZM125 254V253H124ZM175 254V253H174ZM176 254H178V253H176ZM181 254V253H180ZM183 255H184V253H182ZM232 254V252L230 253V255ZM146 255H149V254H146ZM213 255H216V256H213ZM229 255V254H228ZM241 255V254H240ZM143 256V255H142ZM260 256H261V254H260ZM110 257V256H109ZM137 257V256H136ZM136 257H134V262L136 261ZM139 257H141V255L139 256ZM145 257H147V256H145ZM144 257V258H145ZM185 257V256H184ZM183 257V258H184ZM229 257V256H228ZM227 257V258H228ZM242 257V256H241ZM23 258V257H22ZM21 258V259H22ZM25 258V257H24ZM72 258V257H71ZM75 258V257H74ZM74 258H72L73 259V261H75L74 260ZM183 258H182V260H183ZM19 259V258H18ZM28 259V258H27ZM36 259V258H35ZM77 259V258H76ZM109 259V258H108ZM111 259V258H110ZM114 259V258H113ZM113 259H112V261H113ZM186 259V258H185ZM259 259V258H258ZM15 260V259H14ZM140 260H142V259H140ZM146 260V259H145ZM149 260V259H148ZM151 260H152V258H151ZM260 260V259H259ZM16 261L18 262V260H15V263H16ZM98 260H95V262H97ZM105 261V260H104ZM115 261H116V259H115ZM161 261H163V260H161ZM160 261V262H161ZM231 261H232V259H231ZM230 259H229V264H230ZM19 262H20V259H19ZM17 263V264H21L22 262L25 264V260L24 261H22V262H20V263ZM26 262H29V260L27 261L26 260ZM35 262V261H34ZM34 262H31L32 264L34 263ZM94 262V263H95ZM99 262V261H98ZM183 262V261H182ZM14 262H12V264H13ZM14 263V264H15ZM22 263V264H23ZM73 263H75V262H73ZM116 263H118L117 261H116ZM143 262H141V264H142ZM157 263V262H156ZM159 263V262H158ZM163 263V262H162ZM236 263V262H235ZM264 263V262H263ZM262 263V264H263ZM29 264V263H28ZM37 264V263H36ZM161 264V263H160ZM237 264H246L245 262H244V260H243V262H238ZM250 264H258L257 263V261H255L254 263H253V261H252V263H250ZM259 264H260V261H259Z\"/></svg>",
  "mask_w": 264,
  "mask_h": 264
},
{
  "label": "clouds",
  "instance_id": "clouds-1",
  "mask_svg": "<svg viewBox=\"0 0 264 264\" xmlns=\"http://www.w3.org/2000/svg\"><path fill=\"white\" fill-rule=\"evenodd\" d=\"M117 33L115 39L102 36L97 41L102 52L100 62L114 73L120 70L119 59L122 51L120 45L127 42L126 37L118 29ZM32 62L39 66V70L31 77V84L36 92L45 99L59 96L63 92L65 82L74 75L80 74L82 67L88 62V51L84 37L78 30L66 29L55 39L37 44ZM148 79L146 73L140 72L138 76L130 80V84L133 87H140L147 84ZM89 228V240L86 243L72 238L67 241L68 247L50 246L28 255L36 258L37 264H71L70 257L75 253L78 256L75 264H94L97 249H100L105 264H111L108 259L110 256L108 242L111 229L103 223L89 225ZM0 238H10L4 236L2 226H0ZM176 249L186 250V241L183 235H177L170 240L166 259L163 251L156 244L150 246L149 255L153 259L164 260L165 264H178V258L174 255Z\"/></svg>",
  "mask_w": 264,
  "mask_h": 264
}]
</instances>
